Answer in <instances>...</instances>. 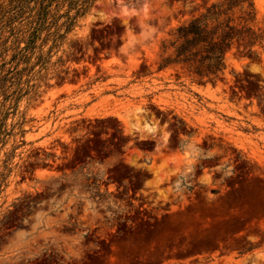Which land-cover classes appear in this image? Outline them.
Returning a JSON list of instances; mask_svg holds the SVG:
<instances>
[{
    "label": "rangeland",
    "instance_id": "374dc122",
    "mask_svg": "<svg viewBox=\"0 0 264 264\" xmlns=\"http://www.w3.org/2000/svg\"><path fill=\"white\" fill-rule=\"evenodd\" d=\"M212 1L0 0V264H264V48L157 66Z\"/></svg>",
    "mask_w": 264,
    "mask_h": 264
},
{
    "label": "trees",
    "instance_id": "16d2710c",
    "mask_svg": "<svg viewBox=\"0 0 264 264\" xmlns=\"http://www.w3.org/2000/svg\"><path fill=\"white\" fill-rule=\"evenodd\" d=\"M253 0H214L160 41L158 69L179 66L201 81L222 80L226 55L234 47L258 56L264 31L253 26Z\"/></svg>",
    "mask_w": 264,
    "mask_h": 264
}]
</instances>
